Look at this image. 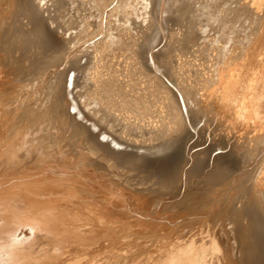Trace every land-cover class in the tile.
I'll use <instances>...</instances> for the list:
<instances>
[{
    "label": "rangeland",
    "instance_id": "rangeland-1",
    "mask_svg": "<svg viewBox=\"0 0 264 264\" xmlns=\"http://www.w3.org/2000/svg\"><path fill=\"white\" fill-rule=\"evenodd\" d=\"M33 1H36L37 6L39 5L38 7H40V10H41L40 16L38 17L36 16V14L30 15L27 17L25 16L24 17L25 21L22 24V20H20V18L24 16L22 14H24L25 8L23 9L22 6L19 7L18 4L24 5L25 0L24 2L23 0H20V1L0 0V33H1L0 34L1 35L0 36V92L5 91V94H4L5 97L3 96V98L0 99V106H1L0 121L4 120L3 127H5L6 130L8 129L6 132L8 133L10 132L9 134L13 138L17 137L18 132L24 133L25 131H27L26 134H28L32 130L33 132H31L30 134L34 133V135L38 136L37 142L42 146V149L43 147H46V145H50V144H52L50 149L56 148V146L59 147L61 145H62L61 147L65 148V146H67L65 144H69V148H68L69 150L65 153L67 156L66 155L64 156V157H67V159L65 158V160H63L64 162L67 160L66 161L67 163L66 162L63 163V161L62 163H58L55 165L54 163H51V165L53 164L57 168L48 164L50 167L47 165L49 168L47 169V171H49L50 173L45 172L43 177L41 176V173H39L40 175L37 174L38 178L40 176L42 179L41 180L39 178L41 180L40 181L41 183L43 181H45V183H48V181L50 180L49 184L51 185L52 183L51 181L53 180V186H50L49 188V185L48 184L45 185L43 184L44 183L43 182L42 183L43 188L40 185L39 189L40 188L44 189V187L46 188V186L48 185L47 187L52 190L48 189L49 192H47L46 191L47 189H44L43 191L40 189L41 191L38 190L37 192L38 194L36 197L40 198L41 194H44L46 196L44 199L46 201L48 200L47 201L48 203H50V200H51L52 203L54 202L57 204L59 202L58 207L60 208L63 204H66L65 206L70 208V206L72 207L73 205L74 206L78 205L76 203L77 202L80 203V200H81L80 198L84 196L86 197V194H88V198L84 197L86 199L85 201L89 203L90 200L93 198L94 200L92 199L93 202L91 200L90 204L95 203L93 205L94 208L100 211L101 209L103 210L105 209L102 204L106 206L111 203V201H109V198H111L112 200L121 203V205L118 206L119 211L121 212L116 217V220H118L117 221L118 224L122 226L123 228H126V227L135 228V229L144 230V231H147V230L148 231H153V230L165 231L167 227L170 226L169 222H171V224L173 225L177 223H180V226L186 225L185 229H188L190 227H198L201 229V228H204L206 224L207 225L212 224L216 226L219 231H222L224 219L226 217H229V213L231 209L235 206H239L243 204L248 205L250 209L253 210L254 213H256L258 222L260 224H264V212L261 211L257 207V205L254 203L253 196H252V190H251L252 185L257 184L259 188L262 187L263 191L261 192L264 194V172L260 173V171H258L259 170L258 166L261 163L260 160H262L261 155L263 156L264 154V140L260 144L261 145V148L259 149L260 152L257 153L255 146H254L256 139L255 137H253L257 135L256 134L257 132L254 129L252 130H245L244 128L241 129L243 126H239L238 124L234 123L233 121L234 119L232 120L230 119V118H233L232 117L234 116L233 114L227 115L223 113L222 106H220L221 96L219 97L218 91L216 89L217 85L219 84V81L215 82L212 79V74L214 73V71L219 69V67H223V66L225 67V65H227L226 67L228 69L229 67L231 68V66H234L235 64L243 65L244 70H243L242 75L243 77H247L252 72V66L250 64V60H252L255 57L254 55L255 50L249 51V49H251L254 45L253 42H251L250 45L246 47L244 46L245 48L243 46H240L238 48V51H240L239 59H241L244 55L245 56L244 60L241 59V61L238 60L234 65L232 64L229 65L227 64L229 63L228 62L229 60L227 61L225 59H227L229 51L231 50L232 52H234L235 49L233 50L232 48L229 51L227 50L228 51L227 56L225 57V59H222V61L221 59H217L216 56H215V59L213 60V56H211V49L209 48L210 46L207 43L208 36L205 34L204 31H202L201 29H197V32H194V31L190 32L188 27L184 26L185 20H183L182 23L180 22L179 24H175L174 26L171 25V21H170L166 33L168 34L169 37L171 33H174L173 36L176 37L175 41L177 42L176 47L177 48L180 47L181 50L180 51L178 50V51L183 55V60L185 62L184 68L187 70V72L191 74V78L188 80L187 84L189 86V91L191 92L190 94L193 93L192 96L194 98L191 96V99L192 98L194 99V100L192 99V104L194 105L192 106H194L193 110L195 109V111H197L198 117L196 118L194 116V113L189 111V109H186V115H185L186 119H184V122L185 123L190 122L194 124L196 126V130L185 135L180 151L178 152L159 151V150L154 149L156 145L168 144L169 142H172L174 140L173 136H177L180 134L183 135L184 132L182 130H179L177 133V129L179 127H178L177 118H176L177 117L176 109L173 104L169 103V101L166 100V103H167L166 106L165 104H163L161 108H157L155 106V99H158L160 97V94L163 91L160 89L159 86H157L158 83L156 82L157 83L156 85L155 81H153V79L149 77L148 75L146 76L145 73H144L145 75L142 74L143 72L141 73L140 72L141 70L137 69L136 72L135 70L137 67L139 68L137 63L146 61L152 64L151 68L149 69L151 73L155 69H159L162 73L165 74V70L163 69V66L160 62L161 53L163 51L162 46L158 47L155 50L154 57L150 55V57L144 58L143 51H142V45L146 42L148 36L152 33L153 30L161 28L162 26L161 24H162V14H163V4H162L163 0H130V1L129 0H108V1L100 0L101 5H99L100 1L98 0H97L98 3L95 0H93V2L91 0H45L46 3L44 0H33ZM89 3L91 5L93 3V5L92 6L89 5L90 8H87ZM94 5H96L97 9L94 8L95 7ZM97 6H101V7L99 8ZM18 9L20 10V12ZM91 12L95 14H92ZM20 13H21V16L19 15ZM34 17L35 18L38 17V18L35 19ZM39 19L43 21L44 26L50 32L56 35V36L51 35L52 38L55 37L56 39V40L54 39L57 42V43L54 42L56 46L53 45V47L52 46L49 47L46 44L47 41L49 40V39L47 40V38H49L48 36H50L49 33L45 31L46 33L44 35L45 37L47 36V38L44 37L45 38L44 40L42 37L44 35L41 34L40 30H39L40 32L37 30L38 29L37 27L40 26ZM66 19L68 20L71 19V20L67 22ZM73 20L74 22L77 21L78 23L83 22L85 25H82L83 23L81 24L71 23L73 22ZM34 21L37 24H35ZM16 22H18L19 24ZM2 23H3V26H1ZM30 23H33V24H30ZM70 23L71 25L72 24L73 25L71 26ZM77 24L78 26L79 25L80 26L77 27L79 31L77 30L76 32L75 27L77 26ZM26 25L28 26L26 28L25 27L23 28V26H26ZM67 25L71 26L72 29L71 27H68ZM22 29H24L25 31ZM20 30H22L24 33L21 32ZM80 30L82 34L80 33ZM73 31H75L77 34H74ZM80 34L82 35L81 39H79L80 37L77 36ZM8 35L10 38L8 37ZM2 37H5V38H2ZM28 37L29 39L30 38L31 39L33 38V39L32 40L30 39L31 40L30 41ZM56 37H59V38H56ZM12 38L13 39L15 38V39L13 40ZM38 38H41V39H38ZM57 39L59 41H57ZM76 39L79 41H77ZM62 40L65 43L64 49L61 51L56 50L53 52V50H55L54 48H57V44L59 45L63 44ZM44 42H45V45H43ZM72 43H75V44H72ZM98 43L99 44L102 43L103 45L99 46ZM35 44L36 45L38 44L37 45L38 47L34 48V46H36ZM95 44H98L100 48L102 46V48L101 49L98 48L99 50H96L97 46H95ZM29 46L30 48L31 47L32 48L30 49ZM42 46H45V47H42ZM46 46H48V50L46 49L47 48ZM135 46L139 47L140 53L138 54L136 53ZM90 47H92L91 48L92 51ZM33 48L36 50H34ZM42 48L44 49L42 50ZM49 50L51 51L49 52ZM231 51L229 54L230 57L232 56V54L234 55V53H231ZM87 52L91 54H88ZM38 54H40L41 56ZM47 55L50 56V57L48 56V58L50 59L52 57L57 56V59L55 60V62L53 61L51 64H48L47 66H45L44 63L49 60L46 57ZM251 55H253L252 59H251ZM35 57L37 58L36 60H35ZM230 57H228V59ZM230 59L233 60L234 57H231ZM105 60L107 62L106 64L104 63ZM90 62H92L93 64H91ZM110 64H113V65L110 66ZM25 65H27V67H25ZM100 65L102 67L104 66V68L106 67L105 68L106 70L104 68H99ZM35 66H37L36 69H38L39 67L40 68L36 70L33 68ZM84 67H85L86 73L88 74H86L85 72L83 74H85V76L89 75L92 78L90 79L89 76L88 78L86 77L89 82L86 80V78H84V75L82 74V70ZM110 68H112L115 71V73L113 70L109 71ZM230 68L228 70H230ZM101 69H104L106 73L109 71L108 74H110L111 72L116 74L117 76L112 73L114 77L116 76L114 79H116L117 82H113L116 80H112V78H110L112 74H110L111 76L108 77L106 73L105 74L103 73L104 72L103 70H102L103 72L100 73L99 71H101ZM30 70L31 71L33 70L32 73ZM45 74L47 75L44 76ZM101 74H103L104 76L103 78H107V79L105 80L102 79V77H100L102 76ZM105 75L107 77H105ZM41 77H43L42 78L43 82H41L42 81ZM166 78H167V81L171 83L177 89L178 85L176 81L174 80V78H170L168 76H166ZM83 80L87 81V83L84 82L85 83L84 84ZM37 81L39 82L38 83L39 88L44 89L47 87L49 88V91L51 89L49 93L50 99L48 98L47 102H45L46 100L44 99L45 101L41 103L43 106L40 104L37 112H34V113H31V111H29V106L27 107V109L20 108L17 111L11 110L10 106L13 105L14 103L17 105L16 102H18L16 100L15 102H12L11 104L9 103L10 101L13 100L12 95H15L17 91L20 92L22 90V86H24L26 83L33 84L34 82H37ZM110 81H111L110 83L111 87L114 83H115L114 86L116 85V87L113 86L111 89H109L108 87H110V85L108 84ZM102 83L104 85L106 83V85H108L107 88L106 86L103 87ZM117 83L120 85H118ZM44 85H47V86L45 87ZM117 85L120 86V88ZM95 86H97V88ZM102 89H104L107 92L105 96H109L111 92L110 95L112 97L110 96L108 97V99L110 98L108 105L103 103V101L101 100V97L104 96L103 93L105 92ZM13 90H15V92ZM122 90L126 91L127 95L131 94L129 95L130 97L126 96L124 91H123L124 93L123 94ZM24 91H25L24 93H26V90ZM94 91L96 93H94ZM9 92H11L12 94H10ZM99 93H101V96L99 95ZM210 93L211 94L214 93V94L211 95ZM216 93L218 95L217 97L215 95ZM209 96H213V97H209ZM91 97H92V101H91ZM97 97L101 101H99L98 99H94ZM52 99L54 102H52ZM63 99L65 100L63 101ZM129 100H131V103L128 106H126L125 102ZM193 101L196 104L193 103ZM235 101L237 103L238 99ZM212 102L214 106H211ZM89 103H90V106H88ZM5 104L9 106L7 107ZM95 104L100 105V106H97ZM84 105H86L87 107ZM91 105L92 106L94 105L93 108L91 107ZM88 107H91L89 109L90 110L93 109L94 112L87 109ZM213 107L215 109L214 112H212L214 110ZM57 108L60 109L62 112L60 110H57ZM68 110L70 111L72 110V112ZM209 110L210 111L212 110V111L209 112ZM216 110H217V113H215ZM55 111H59L61 113L60 116L62 117L60 116L55 117ZM218 114L223 118H220ZM211 115L212 117L214 115H217L218 117L214 116L215 119L213 118L210 119ZM226 116H228V118ZM18 117L21 119L20 122L18 121L19 119ZM28 117L30 118L28 119ZM73 117L75 118L76 123L75 122L71 123L74 121V119H72ZM63 118L67 121H65ZM226 118L229 124H227ZM206 119L207 120L209 119V121L206 124V126L207 125L209 126L207 128V131L203 130V126L205 125ZM229 119L231 120V122L229 121ZM26 121H28V123ZM77 122H79V126ZM72 124L74 125L77 124V126H73ZM81 125H83L84 128ZM227 125L229 126L234 125L235 128L232 126H230L229 128V126L227 127ZM30 126L31 127L34 126L33 127L34 129L37 126L35 129L36 131L33 128H30ZM44 126H48L47 127L48 129ZM23 127H26V128L24 129ZM28 127H29L28 130L30 132L26 130ZM78 127L80 128L78 129ZM37 128L38 129L41 128L42 131L40 129L38 130ZM231 128H233L234 130L232 131ZM46 130L47 132H45ZM15 131L17 132V134ZM77 131H79L80 133L79 132L77 133ZM40 132H43V133H40ZM91 132L92 134H89V135L87 134ZM93 132L95 134L97 133V135L93 134ZM253 132H255V134H253ZM43 134H46V135L41 136ZM75 136L77 137L75 138ZM95 136H98V137H95ZM79 137L80 139H78ZM247 137L250 139H247ZM96 138H100L101 140L96 139ZM43 140H45V142ZM77 140H80L79 143L81 142L79 146L77 145L79 144L77 143L78 142ZM93 140H95V142L97 143L94 144L95 142ZM244 140L249 141L250 143L247 142L248 143L247 145ZM87 141H90L91 145ZM106 141H107V145H106ZM58 142H60L61 144H59ZM84 142H87L88 144ZM56 143H58V145ZM108 143L109 144L111 143L112 147H110ZM245 144L248 147H250V149L248 150H249L250 156H252L250 157L247 163H243L240 155L238 154L241 148L242 150L244 148L247 149V146ZM53 145L54 146L56 145V146L54 147ZM89 145L91 146L90 148H89ZM96 145L99 146L98 149L100 150V152L99 150H97V147H93ZM87 147L89 148V150ZM105 147L107 148L105 149ZM83 148H86V149H83ZM108 148H111L113 150L115 149L117 152L114 150L113 151L114 153L111 154L112 150L109 149L108 151L107 150ZM103 149L105 150L103 151ZM252 149L255 151V152L253 151L254 154H252V151H251ZM87 150L88 151L93 150V151L90 153V152H87ZM118 152L119 153L121 152L120 154L122 155H120ZM74 153L76 155H82V157L85 158V160L88 157L87 159L88 161L87 160L86 161L89 163V165L92 162V165L89 166L92 170L91 172H88L87 170L85 172V169L78 167V162H76V155H74ZM94 153L95 154L98 153L96 155L97 156L99 155V156L96 157ZM123 153L126 155L125 157ZM92 154H94L96 158H94ZM100 154L103 157H101ZM105 154L107 156H105ZM132 155L138 158L140 162L139 164L135 165L132 162V164H134L132 165L130 164L131 161L128 162V160L125 159L127 156H132ZM121 157H124L123 158V160H125L124 162L120 159ZM47 160H50V159L48 158ZM97 161L99 162L97 163ZM198 161H203V165H204L203 170L194 169L193 166ZM110 162H112L111 163L112 165L110 164ZM103 163L105 164L103 165ZM219 163L223 164L222 167H218ZM71 164L73 166H71ZM123 164L125 167L123 166ZM224 164L227 166H225ZM93 165L95 166V168L93 167ZM64 167H65V170H64ZM52 168L54 169L51 170ZM111 168L113 169L111 170ZM94 169H95V172H93ZM62 170L64 171V173H62L63 172ZM196 170L198 171L196 172ZM33 171L35 172V170ZM112 171L114 172L112 173ZM212 171L216 173L214 174ZM55 172L61 173L62 175H64V177L65 176L67 177L68 175L67 181L65 180L66 177L65 179H63L64 177L61 174L59 175L58 173L57 175L55 174ZM89 173H91V175ZM210 174L211 175L217 174L216 176L220 175L223 179L226 177L224 179L225 182L224 180L221 179L220 176H218L219 178L217 177L213 178L211 177ZM54 177H56V179ZM58 177L62 181L63 180L66 181V182L64 181L66 186L68 184L75 185V183H72V182L74 179H75L74 182L77 180L76 181L77 186L75 185L76 187H73V188H76V191L78 192L80 190L81 193L76 192L75 189L73 190V188H71L72 185L67 186L66 189L61 188V187H66V186L64 184L62 185V183L64 182L59 180ZM209 177L211 178V181ZM50 178H54L58 182L60 181L61 182L60 184H57V181H54V179H50ZM68 178L69 179L73 178V179L72 181L70 180L71 181L70 182L68 181ZM212 178L215 180L217 179V181L213 180ZM79 179L81 181L86 182L85 184L87 188H89L91 191H94L95 194L97 193L95 197L97 195H101V196H97L98 198H94V195L92 194L91 195L92 198H91L90 196L91 192L85 191L84 193L82 191L83 189L81 190L82 187L80 186V184L78 185V183H80L78 182ZM218 179L222 180L223 183H221V181H219ZM11 180L12 181L10 182L5 180L4 182L6 183L1 182L6 187L8 184L10 185L8 186L9 188L7 189H5L6 187H4V190L6 191L11 190L9 193L15 194L16 191H18L19 189V191L21 190V192L19 193L18 191V193L23 195L24 193L22 190L24 189L19 188V185L22 182V181L20 182V180H22V178L18 180L20 183L15 182L14 179H11ZM13 180L16 183V185L14 184ZM218 182H220V184ZM12 184L15 189L18 186L16 191H14L15 189L14 190L12 189L13 187L11 186ZM58 185L59 186L61 185V186L58 187ZM20 187L22 186L20 185ZM54 187H55L54 191L56 192L53 191ZM56 188H60L61 192L59 191L60 192V193L58 192L59 194L57 193L59 189L56 190ZM68 188L69 189L71 188V190H68ZM63 190L64 192L62 193ZM67 190L71 194L66 192ZM39 191L42 193H39ZM51 191H53L55 194H53V192ZM18 193L16 194L19 195ZM56 193L60 196L62 195L61 197L63 196L65 197L60 199V196H58L59 197L58 198ZM74 193L76 194L75 196H72L74 197V199H71V198L70 199L75 200V201L77 199L79 201L75 202L76 205L73 203H72L73 205L72 204L70 205V203L74 201H71L68 197L69 196L71 197V195ZM77 193L79 194L78 197H77ZM52 194L55 196H53ZM63 194H68L67 195L68 197ZM80 194L82 195L84 194V195L82 196ZM24 195L26 196L27 194L25 193ZM43 197L44 196L42 195L41 200H44ZM49 197H51L50 200H49ZM39 198L36 199L37 202L38 200L40 201ZM84 198L81 200V202L82 201L84 202ZM103 198H105L104 201H103ZM66 199L68 201L70 200V202L68 203ZM59 200L60 201L62 200V204ZM46 201H43V202H46ZM99 201L101 202L99 203ZM108 202L109 204H107ZM98 203L101 204V206H98L99 205ZM56 204L55 206H57ZM90 204L89 206L92 207V205ZM48 205L49 207H41V209H44V208L49 209L52 213H56L58 218H61L62 221H66L68 216L73 215V213L70 210H65V209H69V208H66L65 206H62L61 209H58L57 207L52 206L51 203ZM95 205L98 206L99 208H97ZM100 207H103V208L100 209ZM122 212H123V215H122ZM173 220L176 222H174ZM119 228L118 227L116 228V229H119L120 231L119 233H117L118 235L115 236L116 239H113L115 244L109 243L108 245H106L107 247H109V245L113 244L114 247L113 245L110 246L111 248L113 247L112 249L109 247L111 249L110 250L109 248L105 246L103 250H101L104 252L107 251V253L105 252L106 253L105 255L111 254L113 255V257H115L114 255H116V257H119L117 253H121L120 250L123 247V245L124 246L127 245L128 242L124 243L125 242L124 240H126L124 238L123 240L121 239V243L118 242V240H120V238L123 236L127 238L126 241H128V237H126L125 235H122L124 233L122 232V228L121 227ZM116 232H118V230L117 231L115 230V233ZM240 239L242 243L243 236H241ZM238 242L240 243V240H238ZM135 243L136 241H133L131 245ZM112 250H114L113 252H115V250L117 251L115 253H112ZM242 258H244L242 259L243 264H251V262L247 260L244 256H242Z\"/></svg>",
    "mask_w": 264,
    "mask_h": 264
},
{
    "label": "bare ground",
    "instance_id": "bare-ground-1",
    "mask_svg": "<svg viewBox=\"0 0 264 264\" xmlns=\"http://www.w3.org/2000/svg\"><path fill=\"white\" fill-rule=\"evenodd\" d=\"M18 1H20V0H18ZM91 1L93 2V0H91ZM95 1L98 3V1H100V0H98V1L95 0ZM23 2H24V0H23ZM45 3H46V1H45ZM45 3H43V4H45ZM102 3H103V1H102ZM38 4H39V2H38ZM94 4H95V2H94ZM162 4H163V14H162V24H161L162 26H161V28H158V29H155L152 31V33L148 36L146 42L142 45V51H143L144 58L150 57V55L154 57L155 56V50L158 47L162 46L163 51L161 53L160 62L163 66V69L165 70V74L162 73L159 69H155L151 73L149 71V69L151 68L152 64H150L149 62H146V61L137 63L139 68L137 67L135 72L137 71V69H139V70H141L140 71L141 73L143 72L142 74L145 73L146 76L148 75L149 77H151L153 79V81H155V83L156 82L158 83V85H157V83H156V85L159 86L160 89L163 91L160 94V97L158 99H155V106L157 108H161L163 104H165V106H166L167 105L166 100L169 101V103L173 104L175 106V109H176V113H177L176 118H177V123H178V127H179L177 129V133L179 130H182L184 132V134L173 136L174 140L172 142H169L168 144L156 145L154 147V149L159 150V151L178 152V151H180V149L182 147L185 135L196 130V126L194 124H192L190 122H187V123L184 122V119H186V116H185L186 115V109H189V111L194 113V116L196 118L198 117L197 111H195V109L193 110L194 106H192V105H194V104H192V99L194 98L192 96L193 93L190 94L191 92L189 91V86L187 84L188 80L191 78V74L189 72H187V70L184 68L185 62L183 60V55L179 52L181 50L180 47L179 48L176 47L177 42L175 41L176 37L173 36L174 33H171L170 37L166 33L170 21H171V25L174 26L175 24H179L180 22L182 23V21L185 20L184 26H187L190 32L191 31L197 32V29H201L208 36L207 43L210 46L209 48L211 49V56H213V60L215 59V56H216L217 59H221V61H222V59H225V57L227 56V52L233 48V50L235 49L234 52H232L231 50L230 51H231V53H234V55L232 54V56H231V57H234V59L233 60L230 59L231 57L229 55L230 54V51H229L227 59H225V60H227V61L229 60L228 61L229 63H227V64L234 65L238 60L241 61V59L242 60L245 59L244 55H243L244 58L242 57L241 59H239L240 58V55H239L240 51H238V48L240 46L246 47V46L250 45L251 42L254 43L253 47L251 49H249V51L255 50L254 51L255 57L252 59L253 55H251L252 60H250V64L252 66V72L247 77H243V75H242L243 70H244L243 65L235 64L234 66H231V68L229 67L230 70H228L229 68L227 69V67H226L227 65H225V67L224 66L219 67V69H217L218 71L216 70L212 74V79L215 82L219 81V84L217 83L218 85H217L216 89L218 91L219 97L221 96V98H220V104L221 105L220 106H222L223 113L227 114V115L233 114L234 115V116H232L233 118H230V119L231 120L234 119L233 120L234 123L238 124L239 126H243L241 129H243V128L245 130L254 129L257 132L256 133L257 135L253 136V137H255L256 142L254 140L255 144L254 143H252V144H254L257 153H259L260 152L259 149L261 148L260 144L264 140V0H163ZM18 5H19V7L22 6L23 9L25 8L24 14H22L24 16H22L20 18V20H22V24L25 21V19H24L25 16L27 17V16L35 15V14L38 17L40 16L41 10H40V7H38L39 5L37 6L36 1L25 0V4H24L25 6L20 5V4H18ZM89 5H91V4L89 3L87 8H90ZM92 5H93V3H92ZM96 5H94L95 7L94 6L93 7L96 8ZM99 5H101V1H100ZM43 6H45V5H43ZM97 7L100 8L101 6H97ZM94 8H92V9H94ZM96 9H94V10H96ZM101 9H99V10H101ZM94 10H93V12H94ZM19 12H20V10H19ZM95 13H96V11H95ZM95 13H92V14H95ZM15 14H16V12H15ZM19 15L21 16V13ZM15 16H17V15H15ZM38 17H36V18H38ZM7 20H9V19H7ZM13 20H15V19H13ZM27 20H29V19H27ZM66 20H67V22H69V20H71V19H69V20L66 19ZM39 22H40V24H39L40 26L37 27L38 29L37 28H35V29H37L38 31L40 30L41 34H43V35L46 32L49 33L50 34V36H48L49 38H47V36L45 37V35H44V36H42L43 39L44 40H45V38H47V40L49 39L46 43L49 47H51V46L53 47V45L56 46V44H54V42H56L55 41L56 39H55V37L52 38V36H54L55 34L50 32L44 26L43 21L40 20ZM79 22H81V21H79ZM16 23H18V22H16ZM19 23H20V21H19ZM25 23H27V22H25ZM34 23H35V21H34ZM71 23H78V22L77 21L74 22V20H73V22H71ZM71 23H70V25H71ZM81 23H83V22H81ZM81 23H78V24H81ZM30 24H33V23H30ZM35 24H37V23H35ZM65 24H67V23H65ZM78 24L76 27L73 26L76 28L75 29L76 32L78 30L77 27L80 26V25L78 26ZM82 25H85V24L83 23ZM1 26H3V23ZM27 26L28 25L23 26V28L24 27L26 28ZM67 26L71 27L69 25H67ZM82 27H84V26H82ZM28 29H29V27H28ZM71 29H72V27H71ZM22 30H24V29H22ZM22 30H20V31L23 32ZM84 30H82V31H84ZM75 31H73V33L77 34ZM17 32H19V31H17ZM35 33H36V31H35ZM80 33L82 34L81 30H80ZM31 34H32V32H31ZM46 35H48V34H46ZM80 35H77L80 37L79 39H81V37H82V35L81 36ZM24 36H26V35H24ZM8 37H9V35H8ZM13 37H15V36H13ZM36 37H38V36H36ZM2 38H5V37H2ZM41 38H38V39H41ZM56 38H59V37H56ZM25 39H26V37H25ZM28 39H29V37H28ZM57 41H59V40L57 39ZM77 41H79V40H77ZM5 42H7V41H5ZM72 44H75V43H72ZM98 44H95V46H97L96 50L101 49L102 46H101V48L99 46L103 45L101 43L98 46ZM37 45L34 46V48L38 47ZM43 45H45V42ZM61 45L57 44V48H54L55 50H53V52L56 50L57 51L63 50L64 46H65L64 41H63V44H61ZM48 46H46L47 50H48ZM95 46H94V48H95ZM42 47H45V46H42ZM92 47H90V49ZM29 48H30V46H29ZM43 49L44 48H42V50ZM34 50H36V49H34ZM50 51L51 50H49V52ZM86 51H87V49H86ZM91 51H92V49H91ZM135 51L137 54L140 53V49L138 46H135ZM243 52H244V50H243ZM91 53H88V54H91ZM38 55H40V54H38ZM42 55H44V54H42ZM48 56L49 55H47L46 57L48 58ZM46 57H45V59H46ZM90 57H92V56H90ZM228 57H230V58L228 59ZM36 59L37 58L35 57V60ZM48 59H49L48 61H46V60H45L46 62L44 61L45 66H47L48 64H51L53 61L55 62V60L57 59V56L52 57L51 59L50 58H48ZM106 60L104 62L105 64L107 63ZM211 61H212V59H211ZM86 63H88V62H86ZM90 63L93 64L92 62H90ZM111 65H113V64H110V66ZM38 66H40V65H38ZM219 66H221V65H219ZM25 67H27V65H25ZM55 67H57V66H55ZM33 68L36 69L37 66H35ZM99 68H104V66L102 67L100 65ZM112 68H110L111 70L109 69V71H112L113 70ZM38 69H36V70H38ZM104 69H101V71H99V72L101 73L104 71L103 73L105 74L106 69L105 70ZM18 70H20V69H18ZM32 71H31V73H32ZM109 71L106 73L108 77H110L111 76L110 74L113 73V72H111L110 74H108ZM35 72H37V71H35ZM42 72H44V71H42ZM84 72L86 73L85 67L82 70V74ZM99 72H98V74H99ZM114 73H115V71H114ZM86 74H88V73H86ZM113 74L110 78H112V80H116L114 78L117 75L114 74V75H116L114 77ZM125 74H127V73H125ZM46 75L47 74H45L44 76H46ZM83 75H84V78H86V77L88 78V76H89V75L85 76V74H83ZM101 75L102 76H100V75L99 76L102 77V79H104V80L107 79V78H103L104 77L103 74H101ZM107 76L105 75V77H107ZM166 76H168L170 78H174V80L176 81V83L178 85L177 89L171 83H169L167 81ZM25 77H27V76H25ZM42 78L43 77H41V79ZM87 78H86V80H87ZM4 79H5V77H4ZM90 79H92V78L90 77ZM14 80H16V79H14ZM84 80H83V83L84 82L87 83L88 80L87 81H84ZM5 81H7V80H5ZM28 81H29V79H28ZM111 81L109 82L108 85H110ZM41 82H43V79ZM113 82H117V80L113 81ZM13 83H15V82H13ZM38 83H39L38 81L34 82L33 84L26 83L24 86H22V90L20 92L17 91L15 95H12L13 100L10 101L9 103L11 104L12 102H15L16 100L18 102H16L17 105L15 103L13 105H11L10 109L13 111H15V110L17 111L20 108L27 109V107L29 106V111H31V113L37 112L39 105L45 100H46L45 102H47V99L50 97L49 93L51 91V89L49 91V88L46 87L47 85H44L46 87L44 89L39 88ZM114 84L112 85V87L114 86ZM108 85H106V83H105V85L102 83L103 87L106 86V88H107ZM118 85H120V84H118ZM95 87L97 88V86H95ZM112 87L110 85V87H108V88L111 89ZM114 87H116V85ZM118 87L120 88V86H118ZM106 88H105V90H106ZM216 89H214V90H216ZM15 90H16V88H15ZM15 90H13V91L15 92ZM24 90H26V93H24L25 92ZM102 90H104V89H102ZM127 90H129V89H127ZM123 91L124 90H122V93H123ZM220 91H221V93H220ZM9 93L12 94L11 92H9ZM94 93H96V92L94 91ZM94 93H92V94H94ZM106 93H107L106 91L103 93L104 96L101 97V100L103 101V103L108 105L109 99H110V98L108 99V97L109 96L112 97V96L110 95L111 92H110V94L108 92L109 96H105ZM124 93L126 96L131 95V94L127 95L126 91H124ZM4 94H5V91L0 92V99L3 98ZM213 94H211V95H213ZM99 95L101 96V93H99ZM215 95H216V97L218 96L217 93ZM175 96H176V98H175ZM191 96L193 97L192 99H191ZM98 97L94 98V99H98ZM209 97H213V96H209ZM57 99H58V97H57ZM237 99H238V102L236 103L235 100H237ZM64 100L65 99H63V101ZM98 100L101 101L100 99H98ZM4 101H6V100H4ZM91 101H92V97H91ZM52 102H54L53 99H52ZM88 102H90V101H88ZM93 103H95V102H93ZM130 103H131V100L126 101L125 105L128 106ZM193 103H195V102L193 101ZM43 104H45V103H43ZM49 104H50V102H49ZM209 104H210V102H209ZM5 105L7 106V104H5ZM95 105H97V104H95ZM84 106H86V105H84ZM88 106H90V103ZM93 106L91 105L92 108H93ZM97 106H100V105H97ZM211 106H214L213 102H212ZM86 107H84V108H86ZM91 107H88L87 109H89ZM0 108H1V106H0ZM210 109H211V107H210ZM213 109H214V107H213ZM57 110H60V109L57 108ZM68 111H70V110H68ZM90 111H93V109ZM211 111L209 110V112H211ZM214 111H215V109L212 112H214ZM70 112H72V110ZM11 113H13V112H11ZM215 113H217V110ZM60 115H61V113L59 111H55V117L56 116L59 117ZM29 116H30V114H29ZM51 116H52V114H51ZM214 116H217V115H214ZM214 116L212 117V115H211L210 119L211 118L215 119ZM218 116L220 118H223L219 114H218ZM10 117H11V115H10ZM60 117H62V116H60ZM226 117L228 118V116H226ZM29 118L30 117H28V119ZM227 118H226V121H227V124H229ZM19 119H18V121L20 122L21 119L20 120ZM72 119H74V121L71 123H74V122L76 123L75 118L73 117ZM230 119H229V121L231 122ZM10 120H8V121H10ZM13 121H15V120H13ZM65 121H67V120H65ZM205 121L206 122H205V125L203 126V130L207 131V128L209 126L208 125L206 126V124L209 121V119L208 120L206 119ZM26 122L28 123V121H26ZM77 123L79 126V122H77ZM3 125H4V120L0 121V183L1 182L3 183L5 180L10 182V181H12L11 179H14L15 182L18 183L19 182L18 180H20L22 178V180H20V182L22 181L20 184L22 187H20L19 184H17V185H19V188L24 189L22 191L24 194L26 193L27 195L25 196L24 194L23 195L19 194L21 192V190L19 191V189H18L19 193H18V191H16L18 186L15 189L13 184L11 185V186H13L12 189L13 190L15 189L14 191H16V193H18L19 195H17L16 193L15 194L9 193L11 190H7V191L4 190V187H6V186H4V184H2V183H1L2 185L0 184V187H1L0 191L2 189V191L0 192V264H60L62 262H63L62 264H243L242 259H244V258H242V256H244L247 260H249L251 262V264H264V224H260L258 222V218L256 216V213H254L253 210H251L250 207L246 204L235 206L231 209V211L229 213V217H226L224 219L222 231H219L218 228L212 224H210V225L206 224L204 226V228H201V229L198 227H190L188 229H185L186 225L180 226V223L173 225V224H171V222H169L170 226L167 227V229L165 231H161V230L144 231V230H138L135 228H127V227L123 228L122 226H120L118 224V222H117L118 220H116V217L121 212V211H119V208H118V206H120L121 203L116 202V201L112 200L111 198H109V201H111L110 204H109V202L107 203L109 205L105 204L106 206H104V204H102L103 207L105 208L104 210L101 209L103 207H100L101 211L95 209L93 206L95 203L90 204L91 200L93 199L91 195L93 194L94 198H98L97 196H101V195H97L95 197V195L97 193L95 194L94 191H91L89 188H87V186L85 184L86 182L81 181L79 179L78 182H80V183H78V185L80 184V186L82 187V188L81 187L80 188H81V190L83 189L82 191L84 193H85V191L91 192L90 196L92 199L89 198V199H91L90 202L88 203L85 201L86 200L85 198L86 197L88 198V194H86V197L84 196L85 198L84 197L80 198L81 200L84 198V202L83 201L81 202V200H80V203H78L77 201H79V200H77L76 198H75L76 201L71 200V199H74V197H72V196H75L76 195L75 193L78 192V191H76V188H73V187L77 186L76 185L77 180L74 182V180H75L74 179L72 183H75L76 186L74 184H73L74 186L72 184L69 185L68 182H67V184H68L67 186L72 185L71 188H73V190L75 189L76 192L74 191L75 193L72 194L71 197L70 196L68 197L67 196L68 194H63V195H66L69 199L71 198L70 199L71 201H74V202H71L70 205L72 203L75 204V202H77L76 204H78V205L75 204L76 206H74L72 204L73 206L72 207L70 206V208H69V207L65 206L66 204H63L62 206L69 208V209H65V208H63V209L70 210L73 213V215L68 216L66 221H62L61 218H58L56 213H52L49 209H46V208L41 209V207H49L48 204H50V203L52 204V206L57 207L58 209H61L62 206H61V208L58 207L59 202L57 204L54 202L52 203L50 200L51 197H49L50 203H48L47 202L48 200L46 201L44 199L46 197L44 194H41L40 198L36 197L38 194L37 193L38 190L41 189V188L39 189L40 185L43 188V185H42L43 182H44L43 184H45V185L48 184L49 188H50V186H53V180L51 181L52 182L51 185L49 184L50 180L48 181V183H45V181H43L41 183L40 181L42 179L39 176V178L41 179L40 180L38 178L37 174L41 173V176L43 177L45 172L46 173L49 172V171H47V169H49L48 166L51 165V163H54V165H55L58 163H62V161L65 160V158L67 159V157H64V156L66 155L65 153L69 150L68 149L69 144H65V145H67V146H65V148L61 147L62 145L59 147H57L55 145L56 148H53V149L52 148L50 149V147L52 145V144H50V145H46V147H43V149H42V146L37 142L38 136L34 135V133L30 134L33 131L31 130V132H30L28 130L29 127L26 130H28L30 133L26 134L27 131H25L24 132L25 134L20 133V132H18V134H17V132L15 131L17 134V137L13 138L9 134L10 132L9 133L6 132L8 129L6 130V128L3 127ZM72 125L77 126V124L76 125L72 124ZM83 125H81V126H83ZM228 126L229 125H227V127ZM230 126H232V125H230ZM230 126H229V128H230ZM19 127H21V126H19ZM26 127H23V128L25 129ZM33 127L30 126V128H33ZM36 127H35V129H36ZM44 127L47 128L48 126H44ZM232 127L235 128L234 125ZM41 128H42V126H41ZM41 128H39V129L41 130ZM79 128L80 127H78V129ZM83 128H84V126H83ZM70 129H72V128H70ZM231 129H232V131L234 130L233 128H231ZM21 130H22V128H21ZM44 130H43V132H44ZM50 131H51V129H50ZM71 131H73V130H71ZM80 131H82V130H80ZM87 131H89V130H87ZM43 132H40V133H43ZM45 132H47V130ZM78 132L79 131H77V133ZM35 134H37V133H35ZM84 134H86V133H84ZM87 134L88 135L92 134V132L87 133ZM93 134H95V133L93 132ZM253 134H255V132H253ZM44 135H46V134H43L41 136H44ZM95 135H97V133ZM247 136H249V135H247ZM76 137L77 136H75V138ZM95 137H98V136H95ZM249 137H251V136H249ZM78 139H80V137ZM96 139H100V138H96ZM247 139H250V138L247 137ZM43 141L45 142V140H43ZM77 141H78L77 143H79L80 140H77ZM93 141L95 142V140H93ZM102 141H103V139H102ZM87 142H89V144H90V141H87ZM87 142H84V143L88 144ZM247 142L250 143L249 141H245V143L247 145H248ZM58 143L61 144L60 142H58ZM58 143H56V144L58 145ZM80 143L77 145L79 146ZM96 143L97 142H95L94 144H96ZM90 145H89V148L91 147ZM106 145H107V141H106ZM109 146L112 147L111 143L109 144ZM93 147H97V150H99L98 149L99 146L96 145ZM89 148H88V150H89ZM106 148L107 147H105V149ZM83 149H86V148H83ZM105 149H103V151ZM109 149H111V148H108L107 150L109 151ZM248 149H250V147L247 146V149L244 148L242 150V148H241V150H239L238 154L240 155L243 163H247L249 161L250 157H252V156H250ZM253 149L251 150L252 154H254V152H255ZM88 150H87V152H90V153L93 151V150L92 151H88ZM111 150H112L111 154L114 153L113 151L115 149L114 150L111 149ZM80 152H81V150H80ZM99 152H100V150H99ZM98 153H96V154H98ZM124 153H125V151H124ZM124 153H123V155L125 157L126 155ZM94 154H92V155L94 156ZM101 154H100V156H101ZM74 155H76V154L74 153ZM115 155H116V153H115ZM120 155H122V154H120ZM98 156L96 155V157H98ZM105 156H107V155L105 154ZM89 157H91V156H89ZM96 157L94 156V158H96ZM101 157H103V156H101ZM124 157L120 158L123 162L125 161V160H123ZM48 158L50 160H47ZM87 159H88V157H87ZM125 159L128 160V162L131 161L130 164H132V162L135 165L140 163L138 158L134 155L127 156ZM261 159H262V160H260L261 163L258 166V169H259L258 171H260V173L264 172V154H263V156L261 155ZM86 160H85V158L82 157V155H76V162H78V167L85 169V172H86V170L88 172H91L92 170L89 166L92 165V162L89 165V163L87 162L88 160L87 161ZM99 161H97V163ZM108 161H109V159H108ZM65 162L63 161V163H65ZM76 162H75V164H76ZM111 163L112 162H110V164ZM104 164L105 163H103V165ZM134 164H132V165H134ZM54 165L52 164L51 166L57 168ZM103 165H101V166H103ZM132 165H130V166H132ZM222 165H223L222 163L221 164L219 163L218 167H222ZM71 166H73V165L71 164ZM123 166H124V164H123ZM203 166H204L203 161H198L194 164L193 167H194V169H199V170L202 169L203 170ZM225 166H227V165H225ZM61 167H63V166H61ZM93 167L95 168L94 165H93ZM132 167H134V166H132ZM53 169L54 168H52L51 170H53ZM106 169H107V167H106ZM112 169L113 168H111V170ZM33 170H35V172ZM64 170H65V167H64ZM103 170H104V168H103ZM197 171L198 170H196V172ZM215 171H217V170H215ZM93 172H95V169ZM113 172L114 171H112V173ZM58 173L55 172V174H57V175H58ZM62 173H64V171ZM110 173H111V171H110ZM20 174H21V176H20ZM22 174H24V175H22ZM60 174L61 173H59V175ZM89 174L91 175V173H89ZM214 174L213 175L210 174L211 177L219 178L218 176H220V175L216 176L217 174L216 175H214ZM92 175H93V173H92ZM52 176H54V175H52ZM62 176L64 177V175H62ZM65 177L63 179H65ZM67 177H68V175H67ZM67 177L65 179L66 181H67ZM44 178H46V177H44ZM54 178L56 179V177H54ZM54 178H50V179H54ZM55 179H54V181H57ZM58 179L61 180L59 177H58ZM72 179L68 178V181H70V180L72 181ZM221 179L224 180L222 177H221ZM14 180H13V182H14ZM65 180H63V181L61 180V181L64 182ZM213 180H215V179H213ZM222 180H219V181H221V183H223ZM210 181H211V178H210ZM215 181H217V179ZM15 182H14V184L16 185ZM60 182L57 181V184H60ZM65 182L62 183V185L63 184L65 185ZM224 182H225V180H224ZM4 183H6V182H4ZM218 183L220 184V182H218ZM8 186H10V185L8 184L5 189L9 188ZM47 186H46V188L44 187V189H47L46 191L49 192L48 191L49 188ZM60 186L58 185V187H60ZM67 186L61 187V188L66 189ZM56 187H57V185H56ZM71 188L70 189L68 188V190H71ZM44 189H41V190L43 191ZM57 189H59L57 191V193H58L60 191V188H56V190ZM49 190H52V189H49ZM54 190H55V187H54L53 191ZM68 190L66 192L69 193ZM77 190H78V188H77ZM251 190H252V196H253L254 203L257 205V207L261 211L264 212V194L261 192V191H263L262 187L259 188V186L257 184H253L251 187ZM40 191H39V193H42ZM53 191H51V192H53ZM54 192H56V191H54ZM54 192H53V194H55ZM63 192H64V190L62 191V193ZM79 192H80V190H79ZM57 193H56L57 197L60 196V195H58L59 193L58 194ZM78 193H77V197L79 195ZM69 194H71V193H69ZM15 195H17V196H15ZM42 195L44 196L43 197L44 200H41ZM80 195H82V194H80ZM48 196H49V194H48ZM53 196H55V195H53ZM61 196H60V199L65 197V196H63V197H61ZM38 198L40 199V201L38 200V202H37L36 199H38ZM46 199H48V198H46ZM52 199H53V197H52ZM56 200H54V201H56ZM64 200H65V198H64ZM64 200H63V202H64ZM70 200L68 201L66 199V201H68V203L70 202ZM93 200H92V202H93ZM98 200H100V199H98ZM104 200H105V198H103V201ZM34 201H36V202H34ZM43 201H46V202H43ZM107 201H108V199H107ZM60 202L62 204V200ZM100 202L101 201H99V203ZM55 204L57 206H55ZM89 204L92 205V207L89 206ZM98 206H101V204H99ZM98 206H96V207L99 208ZM122 215H123V212H122ZM174 222H176V221H174ZM24 225H26V226H24ZM117 227L118 228L121 227L122 232H124L122 235H125L126 237H128V241H126L127 238H125L123 236L120 238V240H118L119 238L117 239L118 242L121 243V239L123 240V238H124L126 240H124L125 242L124 241L123 242L124 243L128 242V243H127V245L125 244L126 246L123 245V247L120 250L121 253H117V255L119 257H116V255H114L115 257H113V255H111V254H110L111 256L108 254L105 255L107 253V251H105L106 252L105 253L104 251H101V250H103V248L106 245H108L109 243L115 244L113 239H116L115 236L118 235L117 233H119V231H120L119 230L120 228L116 229ZM114 229L116 231L118 230V232L115 233ZM241 236H243V242L242 243H241L242 238L240 239ZM143 240H145V241H143ZM238 240H240V243L238 242ZM133 241H136V243L131 245V243ZM112 245H109V247ZM117 245H119V244H117ZM109 247H107V248H109ZM113 247H114V245H113ZM105 250H106V248H105ZM113 251L114 250H112V253H115L117 250H115V252H113Z\"/></svg>",
    "mask_w": 264,
    "mask_h": 264
}]
</instances>
